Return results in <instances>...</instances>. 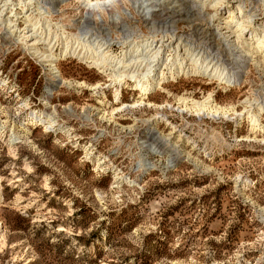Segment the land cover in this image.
<instances>
[{"label": "rangeland", "instance_id": "obj_1", "mask_svg": "<svg viewBox=\"0 0 264 264\" xmlns=\"http://www.w3.org/2000/svg\"><path fill=\"white\" fill-rule=\"evenodd\" d=\"M21 1L0 0V264H264V134L244 141L252 136L246 115L207 117L178 102L212 93L241 112L246 98L264 99V68L245 62L230 90L206 76H180L140 99L132 81L118 84L72 56L56 67L85 86L57 85L18 40L29 30L24 13L49 21L50 34L38 32L59 35L51 39L56 52L82 38L108 40L119 56L124 43L175 34L226 59L218 20L209 18L212 0H119L104 13L83 0ZM238 1L253 15L250 29L262 32L264 0L222 5ZM168 50L154 67L166 75ZM229 60L232 72L240 61ZM31 110L52 127L31 123ZM12 131L18 138L10 144Z\"/></svg>", "mask_w": 264, "mask_h": 264}, {"label": "bare ground", "instance_id": "obj_2", "mask_svg": "<svg viewBox=\"0 0 264 264\" xmlns=\"http://www.w3.org/2000/svg\"><path fill=\"white\" fill-rule=\"evenodd\" d=\"M27 1L30 3L32 0ZM83 1L89 6L88 9L93 8L94 10H102L103 13L104 11L111 12V10L116 7L117 1L119 2V0ZM195 1L201 2L202 6L204 4L201 0ZM225 1L226 0H212V7L216 8V11L214 15H210L209 18L211 20L213 18L218 20L217 24L214 25L213 30L216 37L227 49L228 55L226 59L229 60L231 58V61L229 60L230 63L240 61V64L236 66V69L232 70V72L228 68L229 65H225L226 59H223L218 51H213V49H210L209 47L205 48L206 46H196L191 44L188 39L185 41V39L183 40L181 37L174 40L173 37H175V34L168 35L166 40H163L165 35L156 39V35L152 34L150 37L141 38L139 41L127 42V45L124 43L125 50H123L119 56L112 53L111 47L109 46L110 44L107 43L109 42L107 39V42H102L100 40L94 41L92 38L93 41L75 38L74 41L77 46L74 45L75 47H72L71 45L69 46L70 41H66L65 36L64 39L66 43L64 47L56 52L55 49H57L56 47L58 46H56V42L52 43L51 39L53 37L57 38L59 35L55 33L53 37H49L45 34L43 35L42 32H38V30L41 31L44 26V28L48 30L47 34H50L49 21H44L43 19L41 24L39 21L33 22V16L25 15L23 13L21 17L24 18L26 27H29V30L22 35H19L18 40L24 44L25 48L32 56L40 59L39 61H42L43 64L48 67L50 74L53 76V82H56L57 85L60 84L68 87L85 86L83 82L73 83L72 81L63 78L56 67L55 62L57 59H61V57L64 59L67 56H72L100 69L102 73L109 71L108 74L111 80L118 84L126 80L132 81L134 84L133 90L139 91L140 99H143L145 95L151 91L163 89L162 84L165 80H176L180 76H206L208 79L217 81L219 85H224L222 88L226 91L237 85L241 79V73H243L245 62L252 60L258 68H264V30L259 34H256V28L250 29L249 25L252 24L251 20H253V15H243L244 4L241 3L242 1H238L236 5L232 6H229L228 3L222 5ZM10 2L11 0H5L2 6L4 7L8 5ZM20 2L23 3L24 1L20 0ZM10 4L13 5V3ZM217 7L221 10L218 14H216V12H218ZM153 10L150 12H153ZM43 13L41 12L40 14L42 15ZM125 14V16L130 17L128 12ZM2 15V12H0V16ZM41 15L39 18H41ZM9 17H12V15ZM9 17L6 19V22H8L10 26L12 21ZM21 17L17 15V19ZM56 31L58 30L56 29ZM61 33L64 34L63 32H60V34ZM39 44L43 45L42 51L39 49L40 47L38 48L37 46ZM163 46L172 52V54H170L171 57L169 56L165 59L166 64L171 65L168 67L167 75L164 74L163 70L158 71L154 68L155 63H158V56L162 51ZM257 53L259 54L258 57L255 55ZM54 83L52 85H54ZM87 87L89 90H96L99 88L97 84L95 86ZM120 94V89L116 88L114 90V97L116 100H118ZM257 100L246 98L242 102L243 110L238 112L235 105L228 107L218 105L212 93L204 96L201 101L187 98L183 95L178 97V102L183 107V111L187 110L197 115H205L207 117L221 116L223 118L230 117L231 115L236 117L246 115L252 131L250 134L252 136H247L244 140L247 142H257V134H264V124L261 122L262 115L264 114V99H261L260 101ZM142 102L143 100L140 101V103ZM138 104H123L117 109L132 108ZM28 120L31 123L38 122L43 125L46 123L45 128H51L53 125V123L46 122L41 113L33 110L29 111ZM0 128V139H2L5 132L2 131L3 126ZM12 138H18L13 131L9 135L7 142L11 144ZM259 141L264 144V138H261ZM187 158H189V156H187ZM194 163L198 168L203 166L201 163H197V161H194ZM205 170L209 171L207 168H205ZM243 185L245 186V183Z\"/></svg>", "mask_w": 264, "mask_h": 264}]
</instances>
